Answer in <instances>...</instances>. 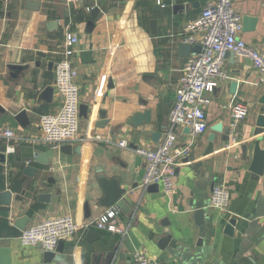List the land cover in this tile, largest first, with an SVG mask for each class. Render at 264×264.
Listing matches in <instances>:
<instances>
[{"label":"crops","instance_id":"crops-1","mask_svg":"<svg viewBox=\"0 0 264 264\" xmlns=\"http://www.w3.org/2000/svg\"><path fill=\"white\" fill-rule=\"evenodd\" d=\"M26 1L0 0V192L11 190L13 199L10 208L0 203V247L9 248L11 264H105L110 252L112 264H134L135 250L157 264H264V174L254 180L240 165L241 145L247 144L250 159L262 107L257 100L264 92V78L249 60L225 56V77L209 93L211 102L205 107L207 130L193 139L188 157L176 167L170 193L160 185L141 186L145 161L132 149L155 147L169 128L182 69L198 53H181L178 43L192 34L186 27L209 0H31L39 2L36 8ZM177 3L187 6L174 9ZM96 6L100 13L93 19ZM233 6L241 18L257 17L255 28L241 29L240 37L264 51V0H233ZM152 19L155 32L150 30ZM67 31L78 37L72 64L80 105L87 110L85 117L80 115L78 140L68 143L78 152L70 154L60 151L61 145L42 142L38 122L40 114L55 112L61 103L53 66ZM195 37L198 42L188 44L201 45L200 34ZM232 81L235 93L229 90ZM48 86L52 90L44 93ZM238 104L245 107L244 114L236 143L227 148L231 112ZM22 109L24 125L14 119ZM145 109L150 110L149 124H127L133 113ZM103 119L107 122L97 125ZM218 122L222 131L215 132L212 152L206 154L210 126ZM186 128H175L178 143L190 140ZM7 129L13 137L5 136ZM153 132L160 134L153 139ZM120 139L129 147H119ZM8 146L13 152H6ZM40 152L47 163L33 160ZM26 165L35 168L33 175L23 174ZM99 171L118 176L125 189L120 203L112 206L118 227L127 228L124 234L86 226L108 209L96 205L102 195ZM205 171L209 180L199 189L195 180ZM213 177L230 192L227 210L209 205ZM41 193H48V200H39ZM199 207L204 208L202 225L194 216ZM66 215L78 228L56 246L59 251L51 250L55 254L49 262L43 261L42 247L19 243L22 229ZM22 216L28 218L20 229L14 223ZM231 217L235 224L229 236L223 228ZM91 229L98 235L89 237Z\"/></svg>","mask_w":264,"mask_h":264},{"label":"built area","instance_id":"built-area-1","mask_svg":"<svg viewBox=\"0 0 264 264\" xmlns=\"http://www.w3.org/2000/svg\"><path fill=\"white\" fill-rule=\"evenodd\" d=\"M241 28V14L235 10L233 0H209L199 16L186 27L192 34L185 38L184 42L197 43L195 34L199 33L201 49L182 69L169 114V128L161 142L155 147L132 148L145 161L141 186L155 183L160 185L166 194L172 191L176 167L183 158L188 157L193 139L207 130L205 107L211 102L209 93L225 77L222 65L226 53L230 52L249 60L264 78V51L243 40L240 37ZM77 42L78 37L74 32L65 33L64 48L53 66L54 85L60 94L61 103L55 112L42 113L38 118L41 141L54 146L78 140L79 87L75 81L76 70L72 64V57L77 52ZM244 108L242 104H238L231 112L229 130L231 142L227 148L236 143L237 124L243 117ZM177 126L189 129L191 138L188 142H177L175 132ZM4 134L7 138L13 137L10 129ZM117 145L129 147L126 139H120ZM13 150V146L6 147L7 153ZM229 201L228 188L223 184H214L210 192L209 205L224 211L227 210ZM115 219L116 209L111 206L98 217L88 221L86 226L94 225L111 232L126 233L127 228H119ZM77 228L78 225L72 216H59L22 229L17 239L21 245L40 244L45 250H53L60 241L72 236ZM132 258L134 264H157L154 259L139 250L132 253Z\"/></svg>","mask_w":264,"mask_h":264},{"label":"water","instance_id":"water-1","mask_svg":"<svg viewBox=\"0 0 264 264\" xmlns=\"http://www.w3.org/2000/svg\"><path fill=\"white\" fill-rule=\"evenodd\" d=\"M27 5L31 8H36L37 5H39L38 1H31L27 0L26 1ZM187 4H180L177 3L174 5V9H182L186 7ZM100 13V8L98 6L94 7L91 10V14L93 19L99 15ZM258 19L255 16L252 15H243L242 16V31H251L255 28V25L257 23ZM150 30L151 32H155V20L152 19L150 20ZM178 48L181 53H186L189 54L192 50L193 51H200L201 45L195 44V45H190L184 41H181L178 43ZM84 55H89V51H84ZM233 55L232 53L228 52L225 54V56H231ZM14 67V65H12ZM237 87V83L235 81H232L229 86L230 93H235ZM52 88L50 86L45 88V92L51 91ZM257 103L260 104L262 107L260 108V113L257 115L256 122H255V129L253 130V134L256 135V138L252 142L251 146V154H250V159L248 160L247 158V144L241 145V159H240V165H242V168L245 169L250 174V177L254 180H258L259 177L263 176L264 174V145L261 143L264 142V92L259 96ZM80 115L86 116L87 110L85 105H80ZM14 119L18 121L20 124L24 125L25 122H27V115L25 109H22L21 111L17 112L14 115ZM151 120L150 117V110L145 109L144 111L140 112L137 111L131 115V117L127 120L128 125H132L133 127L141 126L143 124H149ZM107 122V119H103L102 121H99L97 125H103ZM210 134L208 135V145L205 150V153H210L212 152L213 148V140L215 138V132H221L222 131V124L220 122L215 123L210 126ZM186 131H189L188 128H186ZM159 132H153L152 133V138L155 139L157 136H159ZM224 141L228 140V135H224L223 137ZM264 144V143H263ZM60 151L63 153H68L70 154L72 151L78 152V147L76 146L75 148H72L70 144H63L60 146ZM2 156V155H0ZM33 160L40 162V163H47L46 159V154L44 152L40 153H35L33 155ZM35 173V168H32L29 165H26L23 169V174L26 175H33ZM209 172L205 171L201 177L197 178L195 180V184L197 188L199 189H204L206 185H204L207 180H209ZM98 184L101 189V197H99L96 205L97 207H103V208H110L111 206L117 205L120 203V200H122L123 195L125 194V189L120 187L119 184V178L116 175H112L110 177H105L100 171L98 172ZM218 181V177H213L212 181L209 184L210 190L214 186L215 182ZM149 188H154L157 189L158 186L157 184H150ZM48 193H41L38 197L39 200L41 201H46L48 200ZM12 191L9 189H5L0 192V203L4 206H7L10 208L12 206ZM9 213H11V210H9ZM86 214H87V209H86ZM204 208H197L195 210L194 216L195 220L198 225H202L204 223ZM27 216H22L19 217L18 219H15L14 225L20 229L23 228L24 226V221L27 219ZM234 224H235V219L234 218H229L228 221L225 223L224 228H223V233L226 235L231 236L233 234V229H234ZM164 234L167 236H170V230L165 229L163 231ZM87 235L89 237H92L93 235H98L97 232L94 230H89ZM168 237L164 238L163 241L167 240ZM90 239V238H89ZM89 241H92L91 239ZM200 242V241H199ZM61 243V241L58 243V245ZM37 246L41 247L40 244H37ZM60 246L56 248V251H59ZM55 252L51 250H44L43 251V261L44 262H49ZM106 261L105 264H112V252L106 254ZM100 255H96V259H98ZM0 264H11V257H10V250L7 247H0Z\"/></svg>","mask_w":264,"mask_h":264}]
</instances>
